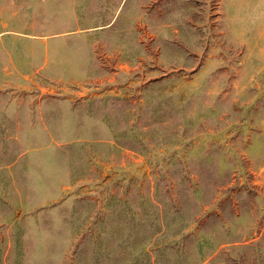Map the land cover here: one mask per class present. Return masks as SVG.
<instances>
[{
    "label": "rangeland",
    "instance_id": "obj_1",
    "mask_svg": "<svg viewBox=\"0 0 264 264\" xmlns=\"http://www.w3.org/2000/svg\"><path fill=\"white\" fill-rule=\"evenodd\" d=\"M0 264H264V0H0Z\"/></svg>",
    "mask_w": 264,
    "mask_h": 264
}]
</instances>
